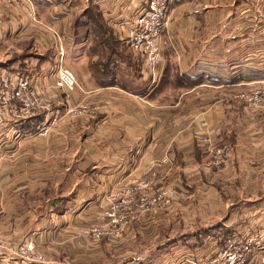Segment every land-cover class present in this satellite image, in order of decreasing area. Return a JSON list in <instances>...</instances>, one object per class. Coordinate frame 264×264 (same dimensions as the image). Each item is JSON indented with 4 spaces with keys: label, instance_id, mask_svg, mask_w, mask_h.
I'll use <instances>...</instances> for the list:
<instances>
[{
    "label": "crops",
    "instance_id": "crops-1",
    "mask_svg": "<svg viewBox=\"0 0 264 264\" xmlns=\"http://www.w3.org/2000/svg\"><path fill=\"white\" fill-rule=\"evenodd\" d=\"M34 1L38 21L21 9L0 4V36L17 42L39 35L41 46L52 50L61 42L65 57L69 53L75 62L76 50L86 42L85 53H80L85 69L76 65L74 71L85 89L110 95L114 101L98 125H58L48 138L25 135L34 128L32 122L0 124V239L16 247L32 238L50 257L94 264L92 257L98 251L84 244L82 236L86 219L92 217L89 210L102 207L113 186L141 173H154V189L167 188L183 203L199 194L219 199L220 183L226 182L232 200L227 208L234 211L228 212L229 222L219 223L222 232L250 233L252 226L264 227V110L242 104L234 87L264 81V56L252 54V46L246 47L237 35L246 23L250 28L254 18L263 22L262 28L249 31L264 34V0H173L170 28L162 36L164 58L157 70L135 67L133 63L139 62L135 56L114 52L110 60H99V74L94 68L98 55L88 54L94 39L78 38L77 33L88 29H75L74 23L92 3L99 5L114 37L132 53L124 30L146 0ZM45 25L59 30L60 41L50 34L53 42H45L40 33ZM65 38L74 42L73 52L70 43L64 45ZM262 43L253 42L255 51L259 47L264 51ZM223 48L243 52L222 57ZM26 60L4 61L0 66L18 67ZM35 60L24 64L26 70L47 78L46 63L52 68V60L42 64ZM51 80L47 78L48 83ZM79 92H72L74 98ZM93 131L98 136H91ZM204 133L214 145L233 146L225 165L207 164L211 145L202 140ZM23 189L39 196L50 189L57 197L40 213L35 208L21 212L14 201ZM211 205L212 211L220 206ZM155 216L130 223L128 235L140 226L154 229ZM217 232L208 237L212 239L204 251L196 252L212 251L221 241ZM0 264L10 263L0 258Z\"/></svg>",
    "mask_w": 264,
    "mask_h": 264
},
{
    "label": "built area",
    "instance_id": "built-area-1",
    "mask_svg": "<svg viewBox=\"0 0 264 264\" xmlns=\"http://www.w3.org/2000/svg\"><path fill=\"white\" fill-rule=\"evenodd\" d=\"M172 3L173 0H146L130 26L125 27V37L132 53L137 59L142 58L149 69L154 70L163 58L162 36L170 28ZM0 4L21 9L32 21H38L34 0H0ZM48 28L59 40V30L54 26ZM58 57V68L50 83L40 73L9 65L0 66V124L32 122L34 128L25 134L30 137H46L51 133L63 117L58 92L68 96L76 88L84 90L76 73L65 62V48L61 42H58ZM237 96L252 109H264V84L243 90ZM109 101L107 98L105 102ZM100 107L101 112L108 110L103 104ZM72 110L70 108L69 111ZM201 138L211 145L207 164L225 165L233 146L214 145L209 133H204ZM154 184V173H141L130 184L113 188L102 201V208L92 219V224L83 228L82 236L91 242L123 239L130 223L140 220L148 211L171 203L166 190H154ZM251 230L250 233H229L209 252H184L177 264H264V227L252 226ZM0 253L4 254L0 258L10 264H74L68 258L50 257L32 238L24 239L16 247L0 239Z\"/></svg>",
    "mask_w": 264,
    "mask_h": 264
},
{
    "label": "rangeland",
    "instance_id": "rangeland-1",
    "mask_svg": "<svg viewBox=\"0 0 264 264\" xmlns=\"http://www.w3.org/2000/svg\"><path fill=\"white\" fill-rule=\"evenodd\" d=\"M41 15L42 18L45 21H47L45 15L44 14ZM80 16L81 17L83 16L82 13ZM91 19L92 22H94L95 26L91 22L86 25L79 26L78 27L79 30L88 29V31L83 30L81 33H79V35H77V37L78 38L88 37L94 39V41H92L90 45V48L88 49V54H91V56L98 55L96 58L97 59L96 60L97 66L95 67L96 69L100 68L99 60L101 58L107 59L109 57V59L107 60H110L111 59L110 56H112L114 52H115V56H120L117 55L120 53L122 55L125 53L127 54L129 53L128 55L130 56V58H132V55L134 57V54L130 52L129 48H127V46H125L122 43L120 44L119 43L120 40L113 36V30L111 24L108 21H106V24L111 27L109 30V28L104 24V22H102L99 14H97L95 10H93V13L91 14ZM257 19L258 18H254V20L250 21L251 24L250 28L252 29V31L254 29L262 28L263 22L262 23L258 22ZM244 26L247 27L244 29L239 28L240 30L239 32H237V35L242 36V38L239 41L243 42L246 45V47L248 46V44H249L248 47L252 46V48H250L252 54L256 53L260 57L264 56V54L262 53L264 51L259 50L261 47H259V49L258 50L256 49L257 51H255L253 45L254 41L255 43L264 42L262 40L264 34L258 36L255 34V32L254 34L251 33V31H249L251 30L249 28V23H246ZM92 27L93 28L96 27L97 30H99V32H96V34L93 32L91 33ZM41 31H40L41 34H45V42L47 40L48 42H53V39H51L50 36V34L52 35V32L48 28V25H45V30L42 32ZM100 34L103 36L104 39H106V41L105 40L101 41ZM38 37L39 35L37 36V39L35 37H31V38L21 39L16 42L9 39H3V37L0 36V62H4V61L13 62L19 59L23 61L26 58L27 59L26 61L28 62L31 61L33 63H36L35 59H38V61H41L39 63L42 64L45 61V59L49 58L53 62L52 64L53 67L51 68V65L49 63L48 64L46 63L47 65L46 67L48 68L45 69V72L47 73L45 75L47 76L48 79L54 78L59 63L58 54L56 55V53L58 52V48L57 47L55 48L56 45L53 46L54 47L53 50L50 47L47 48L45 46H41L40 42H38ZM95 38H97V40H95ZM125 39L127 38L125 37ZM2 40H6V41L2 42ZM64 40H65L64 45L66 43H70L69 45L73 52L74 50L72 44H74V42L69 41L68 38H65ZM85 45L86 42L83 44V46H80V48L76 50L75 58L77 59L78 62L70 60L71 54L69 53H67L65 57L66 64L73 71H74V66L76 65H78V67L82 69H85V66L82 64L83 60L80 54L83 52L85 53ZM232 50L223 48L220 50L219 54L222 57L225 55L238 57L243 52V48L232 49ZM54 58L56 59L54 60ZM72 58H74V56H72ZM138 60L139 62L135 64L133 63V65L135 67L144 68L146 65L143 59L138 58ZM262 65H264V62ZM157 66L154 70L150 69V71L152 73L155 72V70H157ZM11 67L13 66L11 65ZM77 78L80 82V78L78 76ZM262 84H264V81H259V82L257 81L249 85L234 86L237 89L235 92L236 99L238 98L237 96L238 93H240L241 91L248 90L250 88ZM83 88L84 90L80 88L78 89L76 88L74 90V92H76V90L77 92L80 91L79 92L80 95L76 98H74L72 93L67 96L62 91L58 92V98L60 99V103H61L60 107L63 117L58 122V124L55 125L51 133L48 136H46L47 138L51 137V135L54 132V129L58 125H88V124L98 125L99 121L101 120L102 114H104L103 112L100 111L101 104L105 105L106 108H108V110L113 105L114 99L112 96L107 94H100V92H98L97 90H87L85 89L84 86ZM107 98H109L111 102L109 101V103H106L105 101ZM141 99L143 98L141 97ZM240 102L245 106H247L244 102L242 101ZM70 108L73 110L69 111ZM253 110L262 111L264 109H253ZM90 134L93 137L98 136L96 131H93ZM85 136L87 135L85 134ZM133 178L128 182L129 184L132 182ZM220 184L222 186L221 188L222 196L219 199H216L208 194L207 196L206 195L203 196L202 194H199L200 200L199 198H194L193 200L187 203H183L181 201V198H178L175 195H173L172 198L171 194L169 193V190L167 188H164L167 192L166 194L169 197L171 203L167 207L164 206L162 208H156L142 215V216L149 214L157 215L154 217L155 222L153 223H155L156 225L154 226V229L152 227H149L148 229V227L140 226L139 227L140 230H137V228H135L133 233H131L130 235H128V233L126 232V235L123 239L116 241H109L108 239H103L98 242H91L83 238L84 244H86L90 248H96L95 250L98 251V253H96L92 257L93 260H96L94 264H177V262L180 261L179 257L182 255V253L187 252L186 249L188 248L193 249V251H204L201 249H206L209 242L212 239L208 237H211V235H214L215 232H217V230L220 228L218 227L220 222L223 221L229 222L228 220L229 217H227L228 212L231 213L234 211V209L232 208L230 209L227 208V206L232 201L228 198V195L226 193L227 190H225L226 187H224L227 183L221 182ZM115 187L113 186L112 189ZM110 191L106 195H108ZM19 193L20 196L18 199H15L14 204L17 207V210L21 212H24L25 209L27 208H35L36 212L40 213L43 211L42 209L46 206V204L54 203L56 200L55 198L57 197V196L53 197L54 194L51 193L50 189H47V192L45 194L42 191L41 196H39L38 194H33L31 191L28 192L25 189L21 191L19 190ZM106 195H104V197ZM211 203L213 204L218 203L220 205L219 209L215 208L214 211L210 210L212 206ZM101 208L102 207L98 208L97 210H94L93 212L92 209L89 210L92 214V217L86 219L89 221L88 224H86L85 226L92 224V219H95V217L98 215V210ZM0 213H3V210H0ZM91 214L88 215L91 216ZM208 217L210 218L208 219ZM0 218H3V214H0ZM222 230L223 228L222 229L220 228V231L217 232L216 235L220 233L219 237L220 239L223 240L228 235L230 230L228 231L224 230V232H222ZM205 245L206 248H202ZM61 258H67V257H61ZM76 263L78 264V262ZM79 264L82 263L79 262Z\"/></svg>",
    "mask_w": 264,
    "mask_h": 264
},
{
    "label": "trees",
    "instance_id": "trees-1",
    "mask_svg": "<svg viewBox=\"0 0 264 264\" xmlns=\"http://www.w3.org/2000/svg\"><path fill=\"white\" fill-rule=\"evenodd\" d=\"M93 10H95L96 12H97V14H99V16H100V18H101V20H102V22H104V24L109 28V30H110V26L109 25H107L106 24V18H105V16H104V13H103V11H102V9L99 7V5H97V4H91L85 11H83L82 12V17L81 16H79L78 17V19L76 20V22L74 23V28L75 29H77L79 26H82V25H86V24H88V23H93L94 24V22H92V19H91V14L93 13ZM93 24H91V25H93ZM94 26H95V24H94ZM91 32H93V33H95L96 34V32H99V30H97V28L95 27V28H91ZM78 35H79V33H77ZM98 34V33H97ZM114 36V35H113ZM79 38H82V37H79ZM100 38H101V41H106V39H104L103 38V36L100 34ZM112 46V45H111ZM114 47V46H113ZM112 50H113V48H112ZM48 58V57H47ZM16 61H18V60H16ZM24 64H26L25 62H23V63H21L20 64V66H18V67H14V68H17V69H25L26 70V66L24 65ZM23 65V66H22ZM95 68V67H94ZM95 70H96V68H95ZM96 72H97V74H99V72L96 70ZM40 120V118L39 119H36L35 120V123L36 122H38ZM221 241H222V239H221Z\"/></svg>",
    "mask_w": 264,
    "mask_h": 264
}]
</instances>
